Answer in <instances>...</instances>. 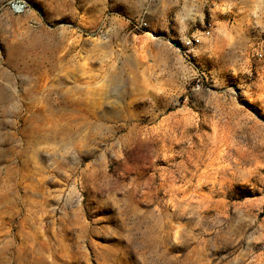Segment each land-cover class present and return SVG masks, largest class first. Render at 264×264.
Instances as JSON below:
<instances>
[{
    "label": "rangeland",
    "instance_id": "rangeland-1",
    "mask_svg": "<svg viewBox=\"0 0 264 264\" xmlns=\"http://www.w3.org/2000/svg\"><path fill=\"white\" fill-rule=\"evenodd\" d=\"M24 1L0 264H264V0Z\"/></svg>",
    "mask_w": 264,
    "mask_h": 264
},
{
    "label": "built area",
    "instance_id": "built-area-1",
    "mask_svg": "<svg viewBox=\"0 0 264 264\" xmlns=\"http://www.w3.org/2000/svg\"><path fill=\"white\" fill-rule=\"evenodd\" d=\"M28 9V4L24 0H0V13L6 10L14 15L23 14ZM131 31L139 32L148 28V23L144 18H140L131 23ZM186 54H189L188 50L191 48V42L186 45ZM188 57V55H186Z\"/></svg>",
    "mask_w": 264,
    "mask_h": 264
}]
</instances>
